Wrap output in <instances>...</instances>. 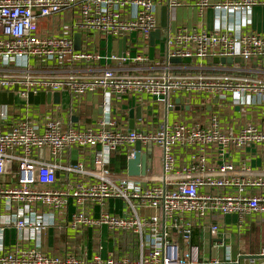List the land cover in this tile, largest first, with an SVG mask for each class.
<instances>
[{"label": "built area", "instance_id": "built-area-1", "mask_svg": "<svg viewBox=\"0 0 264 264\" xmlns=\"http://www.w3.org/2000/svg\"><path fill=\"white\" fill-rule=\"evenodd\" d=\"M193 1L200 12L211 9L217 21L227 19L233 26L212 32L168 31L162 63L139 48H148L149 35L159 28L156 8L177 7L182 0H0V93H11L18 101L0 106V202L10 211L0 227V264H80L41 251L46 225L33 210L39 205L60 213L68 198L78 207L122 200L127 214L102 210L93 218L79 209L70 227L105 226L138 238L146 249L137 260L94 258L89 264H203L199 245L191 243L194 231L206 230L210 240L225 233L211 223V216L255 215L264 224V168L253 171L226 158L248 147L264 150V116L259 123L243 124L237 133L222 129L212 112L191 124L177 121L157 129L142 122L139 129L127 130L109 119L108 109L94 123L73 127L64 124L55 106L27 103L29 94L65 92L79 101L100 92L104 105L109 104L106 94L123 104L141 96L162 102L177 94L231 107L264 108V31H252L248 19L254 7L264 8V0ZM45 20L56 23L57 31L41 29ZM77 33H97L103 41L124 38L125 49L120 56L75 50L72 35ZM234 57L244 64L233 63L225 73L207 74L209 68L201 63ZM173 59L190 62L185 69L196 72H182V65L170 63ZM136 142L141 152L148 146L160 149L161 170L139 176L111 171V156L124 153L127 161L133 159ZM70 148L91 149L93 167L87 168L84 160L59 166L56 160ZM176 148L190 152L188 165H175ZM212 149L218 164L206 159ZM57 170L87 181L68 190L54 189ZM140 210L151 213L140 215ZM6 227L16 230L21 244L12 251H4L1 235Z\"/></svg>", "mask_w": 264, "mask_h": 264}, {"label": "crops", "instance_id": "crops-1", "mask_svg": "<svg viewBox=\"0 0 264 264\" xmlns=\"http://www.w3.org/2000/svg\"><path fill=\"white\" fill-rule=\"evenodd\" d=\"M217 1L209 0L210 3ZM160 10L161 7L156 8L159 27ZM248 19L249 27L252 31H264L263 7H254ZM225 24L229 27L233 26V23L227 19L217 21L211 9L200 12L193 0H182L180 6L169 8V27L163 31V39L155 40L152 45L148 40V48L141 49L140 47L139 50L141 52L145 51L150 59L166 63L164 37L168 31L172 33L177 28H185L189 31L212 32L215 29L222 28ZM40 28L57 31L56 23L46 20L41 23ZM74 35H72V39ZM118 41L116 39L103 41L99 34L92 33L87 37L80 35L79 45L80 49L88 48L90 50H101L103 52L107 51L118 54ZM212 60L208 59L201 62L209 68L206 70L207 74L228 72L229 67L233 65V63L230 65L214 64ZM171 64L176 66L182 65V72H196L185 69L186 66L192 65L190 62L181 61L180 63ZM106 98L109 99L108 105L103 104V95L100 92L87 93L79 101L72 99L68 93L62 92L60 93L59 104L51 103L43 105L55 106L61 114L64 124L73 127H82L94 123L102 117L104 109H108L109 119L116 121V125H121L127 130L139 129L142 122L147 123L149 127L157 129L177 121L191 124L201 121L212 112L218 115L222 129L231 133H237L243 124L248 122L259 123L264 116L263 107L248 105L231 107L228 104H213V100L208 101L205 98L190 99L186 96L180 97L177 94L170 96L167 101L162 102H153L146 96H141V98L130 99L127 104L121 103L120 100L108 94H106ZM246 100L249 102L255 101L251 97H246ZM168 104L173 105V108H168ZM137 109L138 112H136ZM148 147H143L142 154H148ZM132 149H134V146ZM151 155L152 153L149 154V171L152 169ZM174 157L176 166H185L189 163L190 152L183 148H176L174 150ZM161 158L160 155L158 171L161 170ZM226 158L236 166L244 163L253 171H260L264 168V150L260 146L248 147L233 152ZM206 159L211 165L220 162L213 149L210 150ZM82 160H84L87 168H92L93 151L91 149L79 150L77 148H70L63 153L60 159L56 160V163L59 166H75ZM45 161L51 162L47 157ZM121 164H123L122 167H120ZM126 164L127 159L124 153L112 155L109 168L111 166V171L126 173ZM56 177V184L53 187L58 190L72 189L76 184L87 181L80 174L67 173L61 170H57ZM252 192L257 193L258 191ZM206 193L216 194L217 192L206 190ZM79 209L93 218H98L102 210L115 216L127 214L125 203L122 200H109L103 207L96 202H88L78 207L75 204V199L68 198L66 208L60 213L38 205L34 207V213L46 225L41 236V251L55 258H72L80 264H89L93 262L94 258H100L103 261L107 259L119 261L124 258L137 260L140 256L145 255L146 249L139 239L132 237L130 234L122 232L112 233L105 226L71 228V218ZM138 213L140 215H147L151 212L140 210ZM9 216L10 211L5 209L3 202H0V227L3 226L2 224L7 221ZM210 221L213 224L222 226L225 233L222 235V238L210 240L206 234V230L201 231L196 229L194 231L192 239L193 237L197 239L195 245H199L198 247L201 251L200 259L204 262L203 264H211L214 260H218L219 264H264V256L260 255L264 251V224L259 217L248 215L239 218L233 214L226 216L215 214L211 216ZM210 221L207 220L206 222L209 223ZM1 238L4 251H12L21 246L16 230L12 227H6ZM32 243L33 241H30L28 245H32ZM25 245L27 244L25 243ZM215 245H218V248Z\"/></svg>", "mask_w": 264, "mask_h": 264}, {"label": "water", "instance_id": "water-1", "mask_svg": "<svg viewBox=\"0 0 264 264\" xmlns=\"http://www.w3.org/2000/svg\"><path fill=\"white\" fill-rule=\"evenodd\" d=\"M169 27V8L166 5H163L160 10V27L152 32L149 35V43L152 45L155 40H162L163 39V31L168 29ZM73 43L74 49L80 50V35L75 34L73 36ZM125 49V39L121 38L118 41V56ZM214 64H232V63H240L244 64V60L239 57L234 58H213ZM171 63H180V59H173L170 60ZM178 102V100H177ZM213 104H216V100L212 101ZM14 103V96L9 93H0V106L1 105H12ZM27 103L30 105H43V104H59L60 103V93H38L37 95L29 94L27 98ZM138 112V109L137 111ZM134 158L127 161L126 164V173L129 176H139L145 175L146 171L150 168V159L149 154L151 153V146L148 147V154H142L141 152V145L139 142L134 144ZM249 257V256H247ZM251 257V256H250ZM208 264V263H207ZM224 264V263H222Z\"/></svg>", "mask_w": 264, "mask_h": 264}, {"label": "rangeland", "instance_id": "rangeland-1", "mask_svg": "<svg viewBox=\"0 0 264 264\" xmlns=\"http://www.w3.org/2000/svg\"><path fill=\"white\" fill-rule=\"evenodd\" d=\"M16 104L18 103V101L16 100L15 102ZM151 153H152V169L150 171H148V173L150 174H155V173H158V168H159V158H160V155H161V151L158 147L156 146H152V149H151ZM227 233L229 234V231L227 230ZM184 254L187 255L188 254V250H185L184 251Z\"/></svg>", "mask_w": 264, "mask_h": 264}, {"label": "trees", "instance_id": "trees-1", "mask_svg": "<svg viewBox=\"0 0 264 264\" xmlns=\"http://www.w3.org/2000/svg\"><path fill=\"white\" fill-rule=\"evenodd\" d=\"M123 166V164H121V166L120 167H122ZM109 169H111V166H110V168ZM192 245H195L196 243H197V239H196V237H193V239H192Z\"/></svg>", "mask_w": 264, "mask_h": 264}]
</instances>
